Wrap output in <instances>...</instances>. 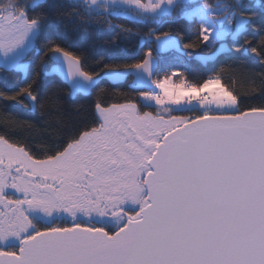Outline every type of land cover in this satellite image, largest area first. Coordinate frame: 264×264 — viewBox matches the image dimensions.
Wrapping results in <instances>:
<instances>
[{
    "label": "snow or ice",
    "instance_id": "1",
    "mask_svg": "<svg viewBox=\"0 0 264 264\" xmlns=\"http://www.w3.org/2000/svg\"><path fill=\"white\" fill-rule=\"evenodd\" d=\"M50 17L85 31L176 17L197 25L184 48L211 50L201 62L231 55V38L252 63L231 59L203 81L154 78L184 33L119 25L112 42L138 34L143 56L89 66L42 40ZM0 68L25 73L0 89V264H264V0H0ZM129 77L135 96L102 85ZM93 92L90 114L65 107Z\"/></svg>",
    "mask_w": 264,
    "mask_h": 264
},
{
    "label": "trees",
    "instance_id": "2",
    "mask_svg": "<svg viewBox=\"0 0 264 264\" xmlns=\"http://www.w3.org/2000/svg\"><path fill=\"white\" fill-rule=\"evenodd\" d=\"M50 3L65 4L70 6L71 0H49ZM213 2V0H210ZM246 3L255 2V0H245ZM70 10V7H69ZM111 25L93 23L88 27L87 31L83 30L74 19L66 18L63 23L57 22L55 17H50L44 27L43 39H55L65 47L67 50L72 51L74 54H83L86 57V63L89 66H93V61L103 57L105 61H111L113 59L120 61L132 62L141 58L144 54L146 45H143L140 41L138 34L128 35L126 38H121L116 42H112V37L120 32L119 25H125L128 27L139 28L142 32H147L149 27L158 28L161 31H166L169 28L184 33L185 39L181 42V50L179 52L175 50H168L160 52L161 63L157 72L158 78H163L164 75L171 74L173 71L183 74L190 80L203 81L209 76L213 75L221 65L228 63L231 59L246 60L248 63H252L250 58H246L243 52H236L231 38H227L233 49L231 55L221 54L215 60H210L207 64L199 61L195 58V54L198 52H211V50L203 48V44L199 48L186 49L184 44L189 41H197L196 28L197 25L192 24L186 20H182L176 17H166L162 22L151 25H132L128 20L123 18H110ZM239 44L243 43V37L239 39ZM33 60L35 55L33 54ZM259 71V65H254ZM230 73H222L224 82H229ZM25 73L18 72L16 70H5L0 68V89L13 90L19 86L24 80ZM178 78V76H176ZM28 78L31 79V73L28 74ZM131 77L124 83H109L108 81H102V85L111 90L126 91L133 96L136 93H132L128 85ZM48 82H54L60 84L62 88H66V85L61 84V81L56 76L47 77L44 84ZM44 84L41 86V92L43 93ZM236 88L238 91H244V85L237 83ZM114 95V93H113ZM96 92L91 95H78L75 99H69L65 96V107L75 115V109L79 108L81 114L91 113L92 107L96 100ZM109 102H122V99L117 96L115 99L106 97ZM138 102V101H137ZM3 101H0L2 104ZM244 104L254 103L258 104L260 101L247 100L243 101ZM8 107L17 112L21 117L30 120L39 121V114L33 115L24 109L19 108L17 105L9 104ZM154 110V109H149ZM187 114V113H184ZM29 144L32 146L34 152H38V140H29Z\"/></svg>",
    "mask_w": 264,
    "mask_h": 264
},
{
    "label": "water",
    "instance_id": "3",
    "mask_svg": "<svg viewBox=\"0 0 264 264\" xmlns=\"http://www.w3.org/2000/svg\"><path fill=\"white\" fill-rule=\"evenodd\" d=\"M223 43H225L229 48H232L231 47V45H230V43L228 42V41H223ZM211 54V52H203V51H201V52H198V53H196L195 54V58L196 59H198V57L199 56H201V55H210ZM154 55H155V53H154ZM217 58V57H216ZM215 58V59H216ZM158 59H159V57H158ZM199 60V59H198ZM200 61V60H199ZM209 62V61H208ZM207 62V63H208ZM207 63H204V64H207ZM159 65H160V59H159ZM159 68V67H158ZM130 78V77H129ZM129 78H128V80H129ZM154 78H156V77H154ZM130 83H131V80H130ZM114 84H116V83H114Z\"/></svg>",
    "mask_w": 264,
    "mask_h": 264
},
{
    "label": "rangeland",
    "instance_id": "4",
    "mask_svg": "<svg viewBox=\"0 0 264 264\" xmlns=\"http://www.w3.org/2000/svg\"><path fill=\"white\" fill-rule=\"evenodd\" d=\"M173 79L175 80V79H177V77H176V76H174V77H173ZM157 91H158V90H157ZM193 103H195V102H193Z\"/></svg>",
    "mask_w": 264,
    "mask_h": 264
},
{
    "label": "flooded vegetation",
    "instance_id": "5",
    "mask_svg": "<svg viewBox=\"0 0 264 264\" xmlns=\"http://www.w3.org/2000/svg\"><path fill=\"white\" fill-rule=\"evenodd\" d=\"M226 40V39H225Z\"/></svg>",
    "mask_w": 264,
    "mask_h": 264
}]
</instances>
